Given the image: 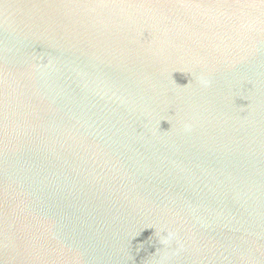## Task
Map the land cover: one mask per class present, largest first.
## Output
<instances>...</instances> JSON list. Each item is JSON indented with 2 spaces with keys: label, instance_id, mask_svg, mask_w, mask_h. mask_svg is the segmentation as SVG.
<instances>
[{
  "label": "water",
  "instance_id": "1",
  "mask_svg": "<svg viewBox=\"0 0 264 264\" xmlns=\"http://www.w3.org/2000/svg\"><path fill=\"white\" fill-rule=\"evenodd\" d=\"M0 264H264V0H0Z\"/></svg>",
  "mask_w": 264,
  "mask_h": 264
}]
</instances>
